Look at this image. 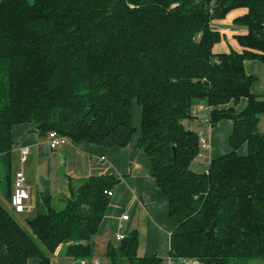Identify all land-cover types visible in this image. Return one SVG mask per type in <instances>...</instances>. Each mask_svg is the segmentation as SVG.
<instances>
[{
    "label": "trees",
    "instance_id": "1",
    "mask_svg": "<svg viewBox=\"0 0 264 264\" xmlns=\"http://www.w3.org/2000/svg\"><path fill=\"white\" fill-rule=\"evenodd\" d=\"M245 10L232 29L242 52L215 54L224 36L214 26ZM264 66V0H0V160L8 164L12 200L14 128L56 132L75 145L136 147L167 199L170 259L195 264H264V97L245 63ZM246 99L247 108L235 107ZM142 111L140 129L133 108ZM231 105L233 107H231ZM210 126L230 121L231 151L206 173L191 167L200 137L187 129L194 107ZM245 148L246 155L240 151ZM117 176H92L70 196L43 197L47 213L25 230L0 203V264H52L62 252L91 263V242L111 203ZM63 205L58 208L57 205ZM215 224L216 238L205 234ZM132 231L107 246L103 264H161L138 255ZM61 249V250H60ZM102 264V263H101Z\"/></svg>",
    "mask_w": 264,
    "mask_h": 264
},
{
    "label": "crops",
    "instance_id": "2",
    "mask_svg": "<svg viewBox=\"0 0 264 264\" xmlns=\"http://www.w3.org/2000/svg\"><path fill=\"white\" fill-rule=\"evenodd\" d=\"M245 13V10H237L224 21L214 23V26L224 36L222 43L215 46V54L229 53L231 50L242 52L234 37L239 33L245 34L246 32L233 30L232 26L234 20ZM245 69L248 75L257 78V82L252 87V93L264 97V66L257 61H247ZM247 105V100L243 99L235 107V110L237 113H241L247 108ZM231 107L233 106L231 105ZM198 108L196 123L202 127L206 124H203L201 119L205 118L204 114L207 117L208 109L204 106H198ZM191 123L189 122V124ZM232 131L233 124L230 121H222L216 131L213 130V133L210 134L207 140L210 150L208 154L207 151L203 152L202 160L206 159L212 162L228 154L231 151L228 140ZM13 132L17 140L9 163L13 192L15 174L22 169L20 151L23 148H28L29 156L24 164V171L30 192L29 209L24 214L15 212L11 201L5 196V186L3 187L4 184H2L5 182V177L2 178L0 184V203L11 209L13 214L24 216L22 219L24 223L47 213L43 197H52L55 200L64 196L69 197L70 186L77 188L89 177L117 176L122 180V183L113 191L103 224L91 242L93 250L91 263L106 253L110 243H118V236L127 237L134 230H137L140 236L139 257L158 256L164 260L163 262L170 260L171 235L168 201L158 192L156 182L151 176V167L147 156L136 147L139 135L125 149H107L91 144L69 143L52 150L48 138L41 137L32 126H17ZM246 153L245 148L240 151L241 155H246ZM0 164L6 165L1 160ZM13 167L14 171H12ZM124 216H128L129 220L124 221ZM99 261L103 264V257ZM30 264H39V262L32 261ZM52 264L86 263H76L72 258L61 257L58 251L52 258Z\"/></svg>",
    "mask_w": 264,
    "mask_h": 264
},
{
    "label": "built area",
    "instance_id": "3",
    "mask_svg": "<svg viewBox=\"0 0 264 264\" xmlns=\"http://www.w3.org/2000/svg\"><path fill=\"white\" fill-rule=\"evenodd\" d=\"M199 108L194 107L192 109V114L197 118ZM208 111L207 118L201 119L203 124H209L210 125V111ZM200 137V147L201 152L209 151L210 150V144L205 138V135L203 132H199ZM49 145L52 150H56L64 145H67L71 143L69 139L59 135L56 132H52L48 136ZM29 156V149L23 148L20 151V161L22 164V169L18 171L15 174L14 177V192L11 200V204L13 209L17 214H24L29 209V200H30V192L29 188L27 186V178L24 171V164L27 162ZM199 159L203 158L201 154L198 156ZM109 197H113V192L107 193ZM124 221H128L129 217L124 216ZM118 241H122L125 239L124 236H118ZM181 264H195L193 262H188L187 260H179ZM171 263V262H170ZM91 264H101L99 261H93Z\"/></svg>",
    "mask_w": 264,
    "mask_h": 264
},
{
    "label": "rangeland",
    "instance_id": "4",
    "mask_svg": "<svg viewBox=\"0 0 264 264\" xmlns=\"http://www.w3.org/2000/svg\"><path fill=\"white\" fill-rule=\"evenodd\" d=\"M30 3H33L34 0H28ZM203 116L206 117V114H204ZM202 117V116H201ZM141 120H142V111H141V108L135 103L134 104V108H133V125L140 129V125H141ZM184 125L187 129H190L194 132H197L199 134V132H203L204 135H205V138L208 140L209 137H210V134H212L213 130L216 131L215 128H212L211 126H209V124H206L205 126H202V127H199V125L196 123V120H194L191 124H189V122H184ZM210 128L211 131H210ZM258 130L260 133H264V117H262L259 125H258ZM139 135V133L137 134ZM227 142V141H226ZM229 146V145H228ZM208 154V151L206 152ZM202 157L203 156V152L200 153ZM210 163L211 161L210 160H206V159H199L197 158L193 164H192V167L191 169L195 172V173H198V174H202V173H206L209 169V166H210ZM7 169H8V164L6 165H3V164H0V184L2 183V178L6 176L7 174ZM14 167L12 168V171H14ZM121 183H122V180H121ZM3 184V183H2ZM9 212L10 214H12V216H14V218L18 221V223L25 229L28 231V228L26 226V224L24 223V221H22V219L24 218V216H17L15 214H13V212L11 211V209L7 208L5 204H2ZM58 208H62L63 205H57ZM61 250V249H60ZM61 254V257H66L64 254H63V251L60 252ZM105 254H102L100 255L98 258H97V261L100 260L101 257L104 258ZM100 262V261H99ZM171 262V263H170ZM161 264H181V262L177 259V260H174V259H170L169 261H166V262H163Z\"/></svg>",
    "mask_w": 264,
    "mask_h": 264
},
{
    "label": "water",
    "instance_id": "5",
    "mask_svg": "<svg viewBox=\"0 0 264 264\" xmlns=\"http://www.w3.org/2000/svg\"><path fill=\"white\" fill-rule=\"evenodd\" d=\"M205 236L210 240H214L216 238L215 224L212 225L211 229L205 234Z\"/></svg>",
    "mask_w": 264,
    "mask_h": 264
}]
</instances>
